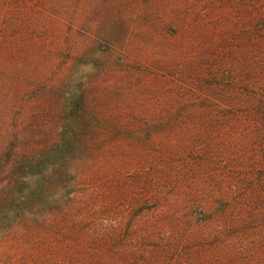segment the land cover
Wrapping results in <instances>:
<instances>
[{
    "label": "trees",
    "instance_id": "trees-1",
    "mask_svg": "<svg viewBox=\"0 0 264 264\" xmlns=\"http://www.w3.org/2000/svg\"><path fill=\"white\" fill-rule=\"evenodd\" d=\"M225 4L222 15L216 0H197L194 17L203 22L179 24V55L171 60L167 50L166 61L153 65L164 82L177 79L174 94L154 92L171 103L132 108L131 122L116 125L123 138L92 144L122 153L112 176L101 175L99 193L81 189L84 198L49 205L50 219L35 223L32 216L47 210L43 183L63 176L71 153H58L63 143L54 141L49 159L1 157L0 237L27 244L53 231L55 243L44 248L54 264H264V0ZM49 160L35 185L16 189L23 181L9 161L28 174ZM121 211L130 216L116 217L118 224L95 218Z\"/></svg>",
    "mask_w": 264,
    "mask_h": 264
},
{
    "label": "rangeland",
    "instance_id": "rangeland-1",
    "mask_svg": "<svg viewBox=\"0 0 264 264\" xmlns=\"http://www.w3.org/2000/svg\"><path fill=\"white\" fill-rule=\"evenodd\" d=\"M216 1L226 15L225 0ZM196 9L197 0H0V159L5 153H40L49 159L48 145L54 141L63 143L58 153H71L63 176L43 183L39 201L47 210L32 216L35 223L50 219L49 205L84 198L81 189L99 193L101 175L112 176L122 153H103L92 144L106 139L112 145L123 138V128L118 136L116 125L131 122L132 108L171 103L154 92L174 94L177 79L164 82V72L153 65L166 61L167 50L171 60L179 55L176 44L183 36L177 26L203 22L194 17ZM186 40L194 56L196 40L192 35ZM101 124L105 130L98 128ZM10 161L14 179L23 181L17 190L35 185L40 170L52 163L24 174ZM129 216L121 211L95 218L118 224L116 217ZM47 242L55 243L53 231L33 235L27 244L0 237V264H54L47 258Z\"/></svg>",
    "mask_w": 264,
    "mask_h": 264
}]
</instances>
